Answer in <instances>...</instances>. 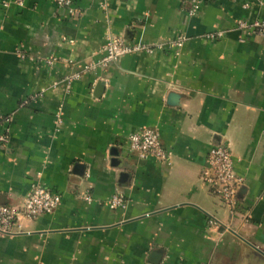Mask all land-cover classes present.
<instances>
[{
    "label": "crops",
    "instance_id": "0c3cea01",
    "mask_svg": "<svg viewBox=\"0 0 264 264\" xmlns=\"http://www.w3.org/2000/svg\"><path fill=\"white\" fill-rule=\"evenodd\" d=\"M200 1L190 14L191 0H74V16L56 0H0V132L11 117L0 204L37 183L62 195L55 212L0 232V264H156L154 251L157 264H264V37L236 28L264 20V0ZM110 35L171 46L83 72ZM144 127L160 131L169 162L129 154ZM217 142L244 178L235 213L202 176ZM118 190L127 204L113 210Z\"/></svg>",
    "mask_w": 264,
    "mask_h": 264
},
{
    "label": "built area",
    "instance_id": "2783aa9c",
    "mask_svg": "<svg viewBox=\"0 0 264 264\" xmlns=\"http://www.w3.org/2000/svg\"><path fill=\"white\" fill-rule=\"evenodd\" d=\"M19 7H24L26 0H10ZM60 7H64L71 15H80L81 10L74 5V0H56ZM264 4V1H263ZM250 7V3L244 5ZM201 7L200 0H191L190 14H195ZM236 28L243 36L259 35L264 37V20H248L241 18L236 21ZM224 34L223 30L216 29L208 32L206 38L217 40ZM184 39L174 41V46L182 48ZM171 46L168 42H158L150 45L142 41H129L123 35H110L103 48V55L100 59L90 61L84 65L83 72H91L99 68H104L110 63H116L121 57L140 52H154L157 49H165ZM57 57L51 56L43 58V61L49 66L57 62ZM69 60V63H73ZM82 77V72H75L67 75L64 79L68 87ZM62 120H60L61 122ZM5 129L0 132V144L8 143L10 139L11 117H6ZM127 149L131 156H136L139 160H148L150 158L158 159L161 162H169L172 152L162 141L160 131L156 128L144 127L133 132L127 139ZM204 181L210 186L213 193L218 196L229 208L231 213L239 209V188L244 183V178L236 173L235 159L230 146L225 143H214L207 155L206 164L202 171ZM86 200L91 201L90 195ZM62 202V195L53 192L41 183L32 186L30 193L23 197L18 204H0V232L4 234H15L21 231L24 220H33L42 215L55 212ZM127 199L123 191H116L108 200V206L113 209H123L126 207ZM210 226L218 225L219 221L212 215L208 217Z\"/></svg>",
    "mask_w": 264,
    "mask_h": 264
},
{
    "label": "water",
    "instance_id": "95a60500",
    "mask_svg": "<svg viewBox=\"0 0 264 264\" xmlns=\"http://www.w3.org/2000/svg\"><path fill=\"white\" fill-rule=\"evenodd\" d=\"M159 260H160V257L157 254V251L152 252V254H151V261L153 263H156L157 264L159 262Z\"/></svg>",
    "mask_w": 264,
    "mask_h": 264
}]
</instances>
